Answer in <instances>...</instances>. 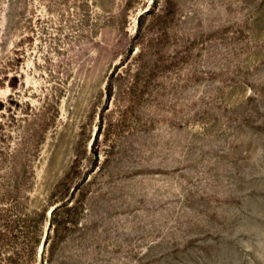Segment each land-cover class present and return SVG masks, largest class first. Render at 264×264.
I'll return each mask as SVG.
<instances>
[{"label":"rangeland","instance_id":"1","mask_svg":"<svg viewBox=\"0 0 264 264\" xmlns=\"http://www.w3.org/2000/svg\"><path fill=\"white\" fill-rule=\"evenodd\" d=\"M0 264H264V0H0Z\"/></svg>","mask_w":264,"mask_h":264},{"label":"trees","instance_id":"2","mask_svg":"<svg viewBox=\"0 0 264 264\" xmlns=\"http://www.w3.org/2000/svg\"><path fill=\"white\" fill-rule=\"evenodd\" d=\"M55 210H56V208L53 209V212ZM46 214H47L46 210H44L42 213H39V218H40L39 219V222L41 224L44 222V219L46 217ZM39 242H40V237H35V239H33L32 243H31V256H33L35 254V250H36V247L39 244Z\"/></svg>","mask_w":264,"mask_h":264}]
</instances>
